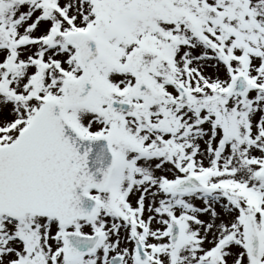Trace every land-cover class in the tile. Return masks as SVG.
Listing matches in <instances>:
<instances>
[{
    "label": "snow or ice",
    "instance_id": "obj_1",
    "mask_svg": "<svg viewBox=\"0 0 264 264\" xmlns=\"http://www.w3.org/2000/svg\"><path fill=\"white\" fill-rule=\"evenodd\" d=\"M0 264H264V0H0Z\"/></svg>",
    "mask_w": 264,
    "mask_h": 264
}]
</instances>
